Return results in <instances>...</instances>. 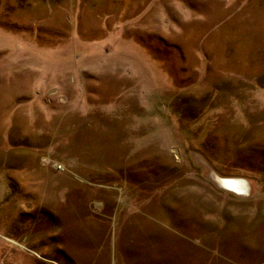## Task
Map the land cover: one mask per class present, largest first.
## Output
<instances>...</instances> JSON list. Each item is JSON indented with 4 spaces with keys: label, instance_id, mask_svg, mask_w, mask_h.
Masks as SVG:
<instances>
[{
    "label": "rangeland",
    "instance_id": "374dc122",
    "mask_svg": "<svg viewBox=\"0 0 264 264\" xmlns=\"http://www.w3.org/2000/svg\"><path fill=\"white\" fill-rule=\"evenodd\" d=\"M0 264H264V0H0Z\"/></svg>",
    "mask_w": 264,
    "mask_h": 264
},
{
    "label": "bare ground",
    "instance_id": "6f19581e",
    "mask_svg": "<svg viewBox=\"0 0 264 264\" xmlns=\"http://www.w3.org/2000/svg\"><path fill=\"white\" fill-rule=\"evenodd\" d=\"M224 184L226 187L233 189L237 192H244L247 189L245 186V181L240 179H227Z\"/></svg>",
    "mask_w": 264,
    "mask_h": 264
}]
</instances>
